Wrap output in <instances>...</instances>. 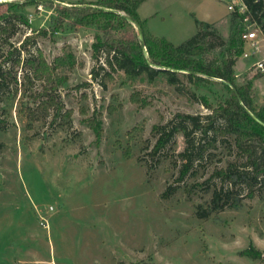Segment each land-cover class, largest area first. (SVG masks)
Listing matches in <instances>:
<instances>
[{
    "label": "rangeland",
    "instance_id": "374dc122",
    "mask_svg": "<svg viewBox=\"0 0 264 264\" xmlns=\"http://www.w3.org/2000/svg\"><path fill=\"white\" fill-rule=\"evenodd\" d=\"M229 1L146 0L139 14L148 33L176 46L201 30L214 32L210 39L225 44L202 57L220 64L239 25L227 7ZM30 2L35 3L14 10L7 3L0 6V14L23 13L30 22H16L8 40L0 36V68L7 73L0 90V119L6 123V129H0V264H264V183L249 197L245 183L232 186L214 177L215 171L232 164L244 168L246 159L233 136H219L217 146L196 159L182 181L181 153L188 147L183 132L156 157L150 155L159 138L156 126L172 127L182 121L180 115L204 117L211 111L162 78L131 81L117 75L104 88L93 76L105 65L93 57L98 27L76 26L69 19L55 31L58 4L75 3ZM44 29L47 35L21 46L26 36ZM130 31L144 39L140 26ZM39 51L49 64L73 53L74 67H62L47 80L34 77L26 63L16 65L17 58L25 61ZM234 71L236 86L251 84L254 104H264V74L249 69L240 55ZM65 76L67 81L54 91L52 86ZM134 90L152 105L133 103ZM195 92L213 105L228 96L219 81ZM51 96L64 104L63 112L73 110L63 126L60 119L54 120L55 106L48 113L41 107ZM119 102L123 107L110 114L108 105ZM92 116L101 122L100 138L85 122ZM191 138L196 146L203 142L200 131ZM129 145L131 157L124 152ZM169 186L176 191L164 198ZM221 188L232 191L229 204L240 200L239 205L201 217L199 211L210 208L214 191ZM41 216L48 227L41 224ZM252 244L261 259L242 254Z\"/></svg>",
    "mask_w": 264,
    "mask_h": 264
},
{
    "label": "trees",
    "instance_id": "16d2710c",
    "mask_svg": "<svg viewBox=\"0 0 264 264\" xmlns=\"http://www.w3.org/2000/svg\"><path fill=\"white\" fill-rule=\"evenodd\" d=\"M146 0H96L94 2H78L75 5L58 4V23L54 30L59 31L61 26L72 20L74 25H92L95 24L100 32L95 36L93 43V57L97 61L104 60L105 65H101L100 69L94 70L93 76L100 80L101 85L107 88L109 82L116 80V76L125 77L131 81L143 79L149 82H155L158 79H164L168 84L174 86L180 93L191 94L195 99L201 101L211 112L202 117L201 115L183 114L180 115L182 121L172 127L156 126L159 132V138L151 150V156L154 158L165 147L169 141L179 132H183L188 142L185 152L181 153L184 159L181 165L179 181H182L194 168L196 159L203 158L204 152L217 146L218 137H234V145L246 159L244 168H237L231 165L228 168H221L214 173V177L223 181H228L230 185H237L243 182L250 190L249 197L254 196V189L257 184L264 183V104H254L251 95V84L237 87L235 84L234 67L237 62L238 55L241 54V42L237 38L242 23L237 15L233 14V19L239 23L237 33L227 48V56L224 60L217 64L214 60L205 59L202 56L217 46H222L225 42L210 39L214 32L208 30L199 31L192 37L184 41L180 46H176L173 42L165 37H157L146 31L144 21L139 14L140 6ZM251 9L255 11L260 5L252 4L248 1ZM7 3L9 9L24 8L28 4L35 3L30 0H13L11 2H0V6ZM30 26L27 16L23 13L14 12L8 14H0V36L8 40L10 34L14 32L15 23ZM200 24H204L199 22ZM209 25V24H208ZM140 26L144 36L145 52L142 42L137 34L130 31V27ZM48 30L44 29L37 34L26 36L21 46L26 48L31 39H35L38 35H47ZM235 50V53L232 51ZM18 54L20 49L15 50ZM11 56L13 53L10 54ZM236 56V57H235ZM9 60V58H8ZM16 65L30 66L31 72L37 79L46 78L53 80L52 76L62 67L72 69L75 63L73 53L58 56L52 64H49L44 58L43 53L39 51L38 56H30L25 61L21 58L15 60ZM5 71H1L0 77H4L1 81L0 90L5 85ZM26 79L32 81L30 74H25ZM17 77L15 76V80ZM65 76L56 85H53L54 91L58 90L59 85L67 81ZM214 81H219L227 90L228 96L216 105L210 104L205 97H198L196 90L202 86H208ZM187 83V84H186ZM191 85V86H189ZM18 93V88L15 89ZM35 97V96H34ZM87 98V95H84ZM118 101V96H114ZM130 100L141 106L148 107L152 105L151 101L142 96L140 91L134 90L130 96ZM51 106H55L54 120L60 119V126L69 122L73 110L67 109L63 112L64 104L57 102L54 96H51L43 103L41 107L47 113ZM123 107V103H111L108 105V112L115 113ZM34 112V110H33ZM82 113L86 114V110L82 109ZM189 121L190 127L187 124ZM87 125L92 128L97 137H101V122L97 116L85 119ZM5 120L0 119V129H6ZM200 131L202 133L203 142H199L196 146L191 138L192 132ZM134 129L129 134L132 135ZM1 147V144H0ZM197 150V152H195ZM127 157L132 156V148L129 145L124 151ZM194 173V172H193ZM175 188L169 186L164 198H168L175 193ZM189 193L191 188H186ZM230 189H216L213 194L212 204L209 209L199 211L201 217H208L213 212H218L228 207H237L240 200L235 204H229L231 196ZM254 259H261L262 253L252 244L248 249L242 251Z\"/></svg>",
    "mask_w": 264,
    "mask_h": 264
},
{
    "label": "built area",
    "instance_id": "2783aa9c",
    "mask_svg": "<svg viewBox=\"0 0 264 264\" xmlns=\"http://www.w3.org/2000/svg\"><path fill=\"white\" fill-rule=\"evenodd\" d=\"M248 1L260 6L253 11ZM227 7L242 23L239 33L241 59L249 63V69L264 74V0H230ZM41 224L48 227L44 216H41Z\"/></svg>",
    "mask_w": 264,
    "mask_h": 264
},
{
    "label": "crops",
    "instance_id": "0c3cea01",
    "mask_svg": "<svg viewBox=\"0 0 264 264\" xmlns=\"http://www.w3.org/2000/svg\"><path fill=\"white\" fill-rule=\"evenodd\" d=\"M60 1H62L63 3H78L77 1L78 0H60Z\"/></svg>",
    "mask_w": 264,
    "mask_h": 264
},
{
    "label": "water",
    "instance_id": "95a60500",
    "mask_svg": "<svg viewBox=\"0 0 264 264\" xmlns=\"http://www.w3.org/2000/svg\"><path fill=\"white\" fill-rule=\"evenodd\" d=\"M32 1H41V0H32ZM142 34V33H141ZM142 40H141V42H142V47L145 49V51H146V46H145V42H144V39L143 38H141Z\"/></svg>",
    "mask_w": 264,
    "mask_h": 264
}]
</instances>
